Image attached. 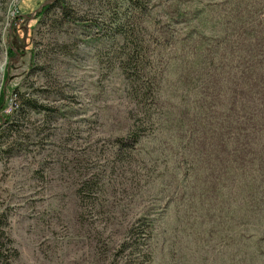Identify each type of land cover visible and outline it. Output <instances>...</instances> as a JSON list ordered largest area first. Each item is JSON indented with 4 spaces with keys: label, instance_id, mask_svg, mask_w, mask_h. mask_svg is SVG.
I'll list each match as a JSON object with an SVG mask.
<instances>
[{
    "label": "rangeland",
    "instance_id": "obj_1",
    "mask_svg": "<svg viewBox=\"0 0 264 264\" xmlns=\"http://www.w3.org/2000/svg\"><path fill=\"white\" fill-rule=\"evenodd\" d=\"M51 1L0 0V264H264V134L227 141L235 68L209 48L247 0H64L69 18L38 16ZM115 16L136 42L163 38L141 74L160 99L149 121ZM193 106L208 117L189 138Z\"/></svg>",
    "mask_w": 264,
    "mask_h": 264
},
{
    "label": "trees",
    "instance_id": "obj_2",
    "mask_svg": "<svg viewBox=\"0 0 264 264\" xmlns=\"http://www.w3.org/2000/svg\"><path fill=\"white\" fill-rule=\"evenodd\" d=\"M123 1L129 4L136 11L142 10V7L138 4L137 0ZM250 1L251 0H247L245 3H237L236 7L238 12L244 8L242 13L234 15L231 19L235 20L237 24L233 26V30L230 34H228L227 31L226 33H222L223 35L220 37L222 40L215 41V44L209 47L211 52L212 48H216L215 55L220 59L219 65L222 68V72L223 69L228 71L230 69L234 70L233 68H235V73L233 75L235 78H231L234 81H226L224 84L227 89V93L232 94L231 98L227 100L228 105L226 111H228V113L226 115L229 116L224 119L227 127L226 130L228 132L227 141L229 139L230 142L237 140L238 137L245 138L249 129L251 132L256 130L264 134V115L259 112L260 109L258 108V102L261 103L259 104L261 108L262 106L264 107V11H258L259 8H261L260 10H264V0H259L256 7H254L255 5H251L252 3ZM51 2L52 4L49 3L38 11L37 15L42 16L55 6L60 9L61 18H69L72 9L64 2V0H53ZM114 18H116L114 23L117 25V32L123 37V40L125 41L123 46H125L126 49L122 53L124 55V59H122L119 67L125 78L130 79L131 84H133L134 81H140L138 88H135L134 90V94L137 98L138 104H142L145 109L143 111V119L147 121L148 118L150 119V115L148 114L149 108L156 102H160V99L158 93L153 96L154 89H152V82L149 80L151 79V76L146 74V77L141 74L142 71H145L146 58L150 47L156 45V47L159 48L163 38L157 37L155 40L151 38L149 39L151 41H148V44H145V41L142 39L139 42H136L135 27L132 25L131 19L129 20L126 18L124 19L125 21L123 20L118 23L120 21V17L115 16ZM199 36L200 35L197 37ZM195 44L200 45L199 42H196ZM205 51L208 50L205 49ZM147 63L150 65L149 61ZM212 72L208 73L205 78H200L204 87V93L197 95L198 97H195L194 102L207 100L210 96L207 93L216 87V81L218 83L220 82V74L216 72H213L212 74ZM228 73L230 72L228 71ZM151 74L157 80L158 75L155 72H152ZM233 93H235L234 97ZM154 98L155 103L152 102L154 101ZM3 103L4 94H1L0 112L3 109ZM235 103H239V105H241L240 108L238 107L237 109ZM24 104L29 107H34L33 103L28 100ZM192 111L193 112L191 113L193 118L190 122L192 129L189 131V138L193 136L194 131L196 130V125L201 124L202 122L200 121H205L207 116L205 108L201 112L197 109V106H193ZM4 120L7 121L8 119L4 117ZM141 125L143 124L141 123L140 126L138 125L139 128H141ZM135 126L136 125L134 124V127ZM238 129H242V133ZM139 139L140 135L136 133V130L133 131L130 136V141L133 146L138 143ZM124 143L125 140L122 138L116 140V146L119 150L124 149ZM244 148L246 147H243V149ZM243 165L247 166V164L244 163ZM262 195H264V193ZM263 199L264 196L260 199L257 198V203H255V199H251V202L257 205L260 201L262 202ZM4 235L5 234L2 232L1 236L4 237Z\"/></svg>",
    "mask_w": 264,
    "mask_h": 264
},
{
    "label": "water",
    "instance_id": "obj_3",
    "mask_svg": "<svg viewBox=\"0 0 264 264\" xmlns=\"http://www.w3.org/2000/svg\"><path fill=\"white\" fill-rule=\"evenodd\" d=\"M49 3H50V2L46 3L44 6H46V5L49 4ZM44 6H43V7H44ZM37 12H38V11H37ZM37 12H36V13H37Z\"/></svg>",
    "mask_w": 264,
    "mask_h": 264
}]
</instances>
